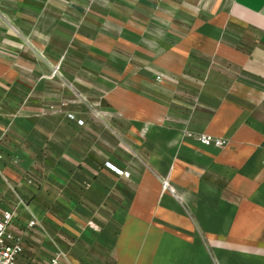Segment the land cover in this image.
<instances>
[{
    "label": "crops",
    "instance_id": "1",
    "mask_svg": "<svg viewBox=\"0 0 264 264\" xmlns=\"http://www.w3.org/2000/svg\"><path fill=\"white\" fill-rule=\"evenodd\" d=\"M157 1L166 17L180 16L172 11L183 0L149 4ZM212 2L216 15L230 18L228 25L218 19L193 31V50L208 48L209 55L218 50L223 74L233 63L238 66V93L212 80L197 85L205 98L225 99L223 106L213 103L186 116L179 112L171 124L163 120L167 113L132 123L126 150L111 131L116 124L85 116L76 141L79 157L72 153V136L62 140L69 150L56 154L50 135L40 138L32 116L36 109L25 112L24 120L3 104L0 92V211H14L11 233L21 243V264H46L56 257L59 264H264V0ZM204 63L201 56L195 60ZM214 110L218 114L204 122L205 113ZM184 129L228 138L230 147L217 152L184 141ZM40 139L47 142V154L34 148ZM132 153L138 158L129 162ZM125 160L128 179L90 163L124 166ZM195 161L206 162L207 177L199 184V171L186 164ZM168 173L184 204L161 195L160 179ZM73 178L79 179L78 188ZM74 192L79 201L64 197L73 198ZM16 194L26 204L8 200Z\"/></svg>",
    "mask_w": 264,
    "mask_h": 264
},
{
    "label": "rangeland",
    "instance_id": "2",
    "mask_svg": "<svg viewBox=\"0 0 264 264\" xmlns=\"http://www.w3.org/2000/svg\"><path fill=\"white\" fill-rule=\"evenodd\" d=\"M212 1L183 0L178 10L172 11L180 16L166 17L159 1L153 2V7L149 0H0L3 104L14 107L24 120H27L25 112L36 109L32 116L39 123L40 138L50 135L56 143V154H64L70 147L62 140L72 136V153L77 158L80 149L76 141L85 116L88 121L116 124L111 131L125 149L132 123H147L167 113L163 120L171 124L179 112L186 116L195 110L197 113L206 110V105L213 103L223 106L225 99L219 96L207 99L197 85L204 86L212 80L221 87L226 83L232 93H238V89L234 91L240 83L238 66L233 63L223 74L225 67L218 50L212 48L209 55L208 48L193 50L192 45L198 28L214 26L218 19H224L228 25L230 18L216 15L219 12L214 10ZM177 55L179 61L175 60ZM198 56L205 66L195 65ZM224 76L228 81H224ZM209 112L212 114L205 113L204 122L218 114L216 110ZM78 121L83 122L82 126ZM204 135L223 142V146L209 149L221 152L230 147L228 138L200 130L184 129L181 138L202 146L200 140ZM40 141L34 148L38 154H47V142ZM132 154L134 158L129 155V162L138 158ZM124 162V166L108 161L90 163L112 173L116 169L130 174L129 165ZM186 164L192 171H199L197 184L207 177L206 162ZM76 165L79 167V163ZM73 183L77 188L80 185L78 178H73ZM160 188L161 195L169 194L185 203L169 173L160 179ZM182 192L186 193L187 188ZM72 196L64 197L81 199L76 192ZM23 198L16 194L8 200L26 204ZM186 211L190 212L187 207ZM195 228L204 234L200 226Z\"/></svg>",
    "mask_w": 264,
    "mask_h": 264
},
{
    "label": "built area",
    "instance_id": "3",
    "mask_svg": "<svg viewBox=\"0 0 264 264\" xmlns=\"http://www.w3.org/2000/svg\"><path fill=\"white\" fill-rule=\"evenodd\" d=\"M83 122L78 121V125L82 126ZM200 144L204 147H221L223 142L212 136L204 135L200 140ZM116 175L125 179L130 177V174L124 171L112 170ZM166 187V185L164 186ZM14 222L13 211H3L0 213V264H21L18 261L22 248L19 240L15 239L11 233V226ZM34 225L33 222L28 224L29 227ZM46 264H59L57 258L50 259Z\"/></svg>",
    "mask_w": 264,
    "mask_h": 264
}]
</instances>
